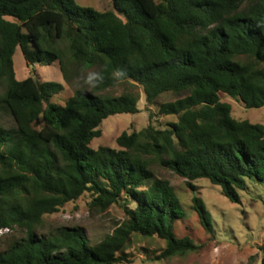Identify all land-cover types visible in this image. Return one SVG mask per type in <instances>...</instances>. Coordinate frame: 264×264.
Segmentation results:
<instances>
[{
  "label": "trees",
  "instance_id": "obj_1",
  "mask_svg": "<svg viewBox=\"0 0 264 264\" xmlns=\"http://www.w3.org/2000/svg\"><path fill=\"white\" fill-rule=\"evenodd\" d=\"M117 8L0 0V228L25 233L0 251V264L130 263L137 236L165 242L156 261L199 252L177 235L185 210L156 166L193 190L207 179L232 203L247 181L264 184V125L234 118L223 101L264 107V0H117ZM18 48L28 67L57 62L66 84L80 83L64 105L54 102L63 85L16 78ZM138 88L159 116L177 120L123 132L119 149L91 148L106 119L140 112ZM168 93L177 98L157 102ZM87 193L101 212L123 203L112 233L95 244L79 227L38 235L45 216ZM193 203L213 237L210 212L197 196Z\"/></svg>",
  "mask_w": 264,
  "mask_h": 264
},
{
  "label": "rangeland",
  "instance_id": "obj_2",
  "mask_svg": "<svg viewBox=\"0 0 264 264\" xmlns=\"http://www.w3.org/2000/svg\"><path fill=\"white\" fill-rule=\"evenodd\" d=\"M77 4L91 7L97 11L115 10L112 0H76ZM123 18V17H122ZM16 78L23 80L28 77L37 78L45 82H56L64 89L54 98V102L64 105L74 90L80 86L78 81L66 84L57 62L50 66L34 65L28 67L18 48L14 55ZM87 71V75L91 74ZM128 89V85L117 87L112 93L119 95ZM4 86L0 84V93ZM141 95L138 104V114H122L106 119L100 130L99 138H95L90 147L97 149L101 146L119 149L116 139L123 132H138L149 124L163 127L169 122L177 120L172 116H159L158 106H148L141 90L135 89ZM177 97L172 94L162 95L158 103L173 101ZM223 101L232 106V115L238 120H248L252 123L264 125V107L261 109H247L230 97H223ZM151 115L153 118L150 119ZM11 123L7 119L1 121L5 125ZM159 178L167 180L175 189L185 210V218L176 225L179 237L188 236L202 249L187 256H177L169 260L156 261L152 259L165 247V242L156 238L145 239L139 236L133 240L126 253L130 263L122 264H262L264 257L261 246L264 241V184L247 181L248 190L241 192L240 203H232L221 192L220 187L211 184L207 179L193 182L195 189L187 186L186 180L173 172L154 167ZM200 198L212 216L214 236L207 234L200 225L197 214L193 209V198ZM92 197L89 193L78 201L68 203L57 214L44 218L43 228L38 235L47 236L63 227H79L84 230L90 244L101 241L106 235L112 233L115 227L124 221L125 213L123 203L111 206L107 211L101 212L91 206ZM20 229L0 237V251L4 250L13 238L24 237Z\"/></svg>",
  "mask_w": 264,
  "mask_h": 264
},
{
  "label": "built area",
  "instance_id": "obj_3",
  "mask_svg": "<svg viewBox=\"0 0 264 264\" xmlns=\"http://www.w3.org/2000/svg\"><path fill=\"white\" fill-rule=\"evenodd\" d=\"M11 232H13L11 228H0V237H3Z\"/></svg>",
  "mask_w": 264,
  "mask_h": 264
},
{
  "label": "water",
  "instance_id": "obj_4",
  "mask_svg": "<svg viewBox=\"0 0 264 264\" xmlns=\"http://www.w3.org/2000/svg\"><path fill=\"white\" fill-rule=\"evenodd\" d=\"M113 1V4H114V8L115 10L118 12V8H117V0H112Z\"/></svg>",
  "mask_w": 264,
  "mask_h": 264
},
{
  "label": "clouds",
  "instance_id": "obj_5",
  "mask_svg": "<svg viewBox=\"0 0 264 264\" xmlns=\"http://www.w3.org/2000/svg\"><path fill=\"white\" fill-rule=\"evenodd\" d=\"M119 75H121V76H125L126 73H124L123 71H121V72L119 73Z\"/></svg>",
  "mask_w": 264,
  "mask_h": 264
}]
</instances>
